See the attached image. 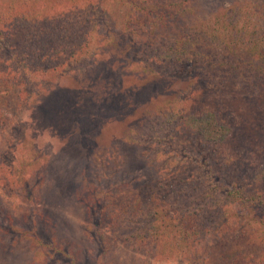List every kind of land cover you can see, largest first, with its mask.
Returning <instances> with one entry per match:
<instances>
[{
    "label": "rangeland",
    "instance_id": "374dc122",
    "mask_svg": "<svg viewBox=\"0 0 264 264\" xmlns=\"http://www.w3.org/2000/svg\"><path fill=\"white\" fill-rule=\"evenodd\" d=\"M47 1L34 3L38 14L50 18L42 22L47 27L57 20L79 24L84 14L94 17L91 24L81 23L82 31L93 30V53L83 66L41 74L34 94L21 86L12 120L0 131V264H187L192 256L191 264H264V209L257 204L254 210L235 204L211 210L216 229L205 234L197 227L198 241L176 250L168 235L163 238L141 221L125 231L103 226V216L99 220L91 206L81 204L79 190L89 178L99 188L96 208L120 214L134 190L153 192L160 186L164 198L174 197L182 184L195 195L193 163L182 153L199 155L205 166L201 154L207 145L198 143L185 119L207 104L218 108L217 97L238 112L247 132L264 119V68L250 77L247 70L238 72L242 65L235 71L214 68L223 58L210 47L225 41L251 52L261 35L264 44V0H180L183 12L177 16L167 12L169 0H86L90 6L84 9L67 0ZM253 59L249 55L254 66ZM81 77L87 85L76 84ZM93 84L101 98L84 104ZM159 118H167L164 132L169 130L163 132V151L147 140L142 146L124 141L128 126ZM152 124L150 130L160 132L159 124ZM254 137L250 141L264 151V138ZM237 178L251 183L247 176ZM251 189L264 200L263 186L255 183ZM98 223L96 229L92 224Z\"/></svg>",
    "mask_w": 264,
    "mask_h": 264
},
{
    "label": "trees",
    "instance_id": "16d2710c",
    "mask_svg": "<svg viewBox=\"0 0 264 264\" xmlns=\"http://www.w3.org/2000/svg\"><path fill=\"white\" fill-rule=\"evenodd\" d=\"M51 1L48 0L47 3ZM84 1L86 0H67L66 3L72 4L76 9H84L90 6V4L85 6ZM179 2L180 0H169V3H166V5H169L167 12H170L171 16H177L183 12ZM34 3H36V0H0V131L9 126L12 120L15 107L19 104L21 98V86L26 85L34 94V86L41 74L43 75L49 69H69L71 65L83 66L93 53L92 40H95L92 36L93 30H81L83 28L82 24L86 22L91 24L93 16L90 19L84 14L81 18L82 24L75 21L63 22L57 20L52 26L47 27L48 23L44 25L42 22L46 20L49 22L50 18H44V13H41L42 16L38 14L40 10L34 8ZM38 35L40 36L39 41H37ZM261 37L258 39L259 42L255 41L254 49L251 52L248 49L243 50L239 45L231 47L225 41L210 46L216 56L221 55L223 58L222 62L212 64L213 67L221 68L224 71L233 67L235 71L236 65H242L241 68L244 67V70L238 72L244 73L247 70L246 75L248 77H250L251 72L263 69L264 44ZM177 50V47L173 49V55L176 54ZM238 52L246 54V56ZM64 54L65 58H63ZM249 55L254 58L252 63L255 60L254 66L250 63ZM257 56L260 60L256 59ZM75 57L79 58L81 62L77 61L67 65ZM53 60L54 63H52ZM253 79L254 82L258 80L257 76ZM86 81L81 77L76 81V84L85 86L88 84ZM4 83L6 86H4ZM81 89L84 88L81 87ZM99 91L98 86L90 85L86 91L87 100L84 101V104L85 102L93 104L94 101H98L101 98ZM224 97L229 98V96ZM79 99L80 102H83L81 97ZM8 101L14 107L12 110L6 105ZM80 102L78 101L76 104ZM105 102H101L103 103L102 106L107 105ZM226 103L225 99L217 97L216 102H213V104L218 105V108L213 107L212 104H207L203 109L195 111L185 119L186 125L196 130L200 138L198 143L207 145L201 154L203 156L202 160L208 163L205 166L204 163H198L199 155L192 154L189 151L186 154L182 153L191 161L190 164L193 163V173L190 174L196 176L192 179V181H195L192 182L193 185L195 184L197 187L195 195L191 193L193 191L192 187L189 186L187 189L182 184H178V188H174V197L164 198L160 186H156L157 188L153 192L144 191V189L138 192L134 190L126 205L120 206L119 211L123 213H118V210H116V213L107 212L105 209L103 212L102 209L98 210L95 206L99 203L96 200L94 191L96 190L98 195L99 188L95 189L92 181L85 177L79 187L82 196L81 204L86 208L91 206L94 214L97 213L99 220L103 216L102 220L105 219L103 226L112 231L118 229L117 227L122 228L123 231L128 230L136 225L138 221L144 222L148 228L154 229L155 227L158 232L163 233V238H165L164 234L170 237L172 249L176 250L181 248L188 250L193 246V242L198 241L197 227L203 229L205 234L216 229L215 226L211 228L214 223V221L211 222L212 216L209 214L211 210L223 209L226 211L233 208L228 204H235L246 210H254V204H257L264 209L263 198L259 193L256 194L254 189H251V185L255 183L264 187V151H260V148L249 139V137L255 138L256 135L264 138V119L260 120L254 128L251 125L249 132H247L244 120L242 122L238 112L233 111ZM228 111L230 113H227ZM143 112L150 115L151 111L146 109ZM166 121L167 118L146 121L147 124L141 121L133 127L128 126L122 137L127 144L138 146L144 145L143 140H147L149 147L155 148L158 152L159 150L163 151L164 133L169 132V130L164 132ZM152 122L159 124L160 132L152 131ZM195 122L198 125L192 127ZM141 126L145 127L143 130L145 132H142L143 128ZM250 132L253 135H249ZM174 137V135L171 136V138ZM166 141L168 143L169 140ZM215 155L217 158L212 161ZM165 158L168 157L165 156ZM213 164L214 166L223 167L216 170ZM234 173H236V179L231 180L230 177L234 178ZM239 174L247 176L251 183L239 180L237 178ZM217 193L222 198L211 199ZM179 207L188 209L187 213H182ZM104 215H107V217ZM39 216L40 213L36 217L39 218ZM178 222H182L180 235H178L175 227L179 224ZM99 224L101 223H98V226L92 225L99 229ZM204 224L206 225L204 226ZM171 236L175 239L174 244ZM130 245L132 246V242H130ZM137 249L139 248L137 247ZM39 253L41 254V252ZM195 258L194 256L187 258V264L193 263Z\"/></svg>",
    "mask_w": 264,
    "mask_h": 264
}]
</instances>
